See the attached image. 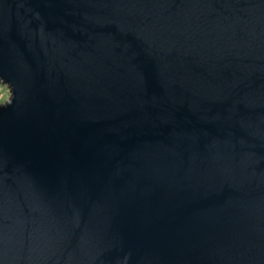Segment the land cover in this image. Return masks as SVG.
<instances>
[{"label":"water","instance_id":"1","mask_svg":"<svg viewBox=\"0 0 264 264\" xmlns=\"http://www.w3.org/2000/svg\"><path fill=\"white\" fill-rule=\"evenodd\" d=\"M0 264H264V0H0Z\"/></svg>","mask_w":264,"mask_h":264},{"label":"rangeland","instance_id":"2","mask_svg":"<svg viewBox=\"0 0 264 264\" xmlns=\"http://www.w3.org/2000/svg\"><path fill=\"white\" fill-rule=\"evenodd\" d=\"M11 97V91L6 83L0 81V104Z\"/></svg>","mask_w":264,"mask_h":264}]
</instances>
